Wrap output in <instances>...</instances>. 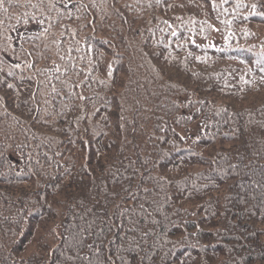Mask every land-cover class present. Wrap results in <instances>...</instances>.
I'll use <instances>...</instances> for the list:
<instances>
[{
  "label": "trees",
  "instance_id": "1",
  "mask_svg": "<svg viewBox=\"0 0 264 264\" xmlns=\"http://www.w3.org/2000/svg\"><path fill=\"white\" fill-rule=\"evenodd\" d=\"M0 264H264V0H2Z\"/></svg>",
  "mask_w": 264,
  "mask_h": 264
},
{
  "label": "snow or ice",
  "instance_id": "2",
  "mask_svg": "<svg viewBox=\"0 0 264 264\" xmlns=\"http://www.w3.org/2000/svg\"><path fill=\"white\" fill-rule=\"evenodd\" d=\"M0 3H2V0H0Z\"/></svg>",
  "mask_w": 264,
  "mask_h": 264
}]
</instances>
